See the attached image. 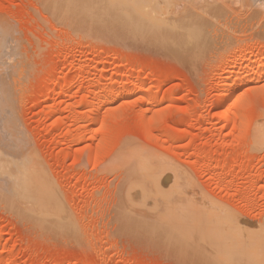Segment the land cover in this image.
I'll return each mask as SVG.
<instances>
[{"label": "rangeland", "instance_id": "obj_1", "mask_svg": "<svg viewBox=\"0 0 264 264\" xmlns=\"http://www.w3.org/2000/svg\"><path fill=\"white\" fill-rule=\"evenodd\" d=\"M154 1L175 16L176 0ZM216 1L226 10L215 20L222 26L209 32L211 43L189 67L187 59L164 54L120 27L128 18L141 20V8L123 12L113 0H0V38L19 63L12 68L16 60L10 58L12 64L0 67L21 78L19 83L9 73L11 82L2 73L18 98L17 118L7 116L18 130L12 136L3 117V134L15 139L11 156L21 148L13 157L17 169L28 178L46 175L67 215L66 235L59 228L46 231L28 205L20 210L0 199V264H204L194 229L187 230L190 223L177 210L171 209L169 220L157 208L132 206L131 190L137 184L142 189L148 178L141 175L146 179L139 182L138 170L132 177V166L142 162L149 169L161 164L157 174L173 172L171 166L178 167L174 175L184 170L185 177L177 175L187 179V189L172 175L174 181L157 180L162 192L179 187L187 195L192 188L194 196L196 186L195 195L222 212L264 223V73L257 69L264 67V0L250 6L247 0H194L209 6ZM224 28L233 31L230 39ZM242 77L247 80L241 83ZM229 87L240 89L231 95ZM122 89L130 95L120 98ZM26 154L40 165L31 166ZM182 195L174 199L180 207L187 198Z\"/></svg>", "mask_w": 264, "mask_h": 264}, {"label": "bare ground", "instance_id": "obj_2", "mask_svg": "<svg viewBox=\"0 0 264 264\" xmlns=\"http://www.w3.org/2000/svg\"><path fill=\"white\" fill-rule=\"evenodd\" d=\"M113 1H114L113 3L116 2V3H118L119 6L120 5L122 6L123 12L129 11V9H130L129 7H132V6L134 7V9H132V10H135L134 14H137L138 11H136V10H138L139 8H141L143 10L141 13L142 19H144L143 22H140L142 19L139 20L138 22H134L136 19L135 17L130 18V19L128 18V20H127L128 22L122 21L123 24H121V26H120L122 29L129 31L130 35L140 36L141 39H143L145 42H147V44L149 46H151L153 48H157L159 51L163 52L164 54L171 55L173 57L176 56L175 58L178 57L177 59H179V61H180V59H182V61L184 59H187V62H186V60H185V62L187 63V65L189 67H190L189 63L191 64L198 56H200V58H201L203 53H205L206 47H208L209 44L211 43V39H210L211 37L209 36V32L215 31L216 29H218L222 26V22L216 23L215 20L217 18L220 19L225 14V11H226L223 4L219 1H216L214 3L215 6H211V5L209 6V4L205 3V2H202L201 4H196L194 2V0H176V3H177L176 14H175V16H171V15H169V13L161 11V9L158 8V5L154 0H139V1L113 0ZM247 2L249 3V6H250L253 3V0H247ZM256 10H258V9H256ZM126 14H128V13H125V15ZM122 19H124V18L122 17ZM213 21H214V24L212 25ZM225 29L226 28H224V31H226V33L225 34L223 33L224 38L230 39L233 31L230 32L227 29L226 30ZM123 37L124 38L127 37L126 39L123 38L124 40L128 39V36H123ZM1 38H4V37H1ZM1 38H0V42L1 43H2V41L5 42L4 41L5 39L1 41ZM6 44L2 43L0 45L1 46V49H0V66L4 67V65H5L6 67H4V68H7V65H9V61H10L11 54H12V53H10L8 55L7 52L5 51L6 50V47H5ZM2 45H4L3 47H5V48H3ZM6 46L9 47V45H6ZM12 55H14V54H12ZM12 60H16L13 63V65H14L17 62V59H16V57H14ZM12 62L13 61H10L11 64H12ZM18 64H15L14 66H12V68L14 67L16 69L17 68L16 65H18ZM3 67L2 68L0 67V72H1L0 74L2 75V78L5 77V80H4V78L3 79L1 78L2 82L0 80V120H1V118L4 117L3 118L4 126L6 125V129H8L7 131L12 132V131H14V127H18L17 124H14L15 123L14 118H17V116H18V109H17L18 105L16 104V103H18V102H16V100L18 101V98L16 95H15L16 97H13L14 91L13 92L9 91V90H12L11 88L8 90L7 87H8L10 82L9 83L6 82L8 84L6 85L7 87H5V84H3V81H4V83L8 79H9V81H11V77H13L12 79H16L19 83H21L19 81L21 78L18 80L17 78L14 77L13 73H16V72H13V71H15V69L13 71L11 70L12 73L8 72V71H10L8 69L7 70L8 73H7L6 71L3 70L4 69ZM193 68H194V66H193ZM257 69H259V71L264 73V67L262 65H259ZM3 71L7 73L6 75H8L10 73L11 77L9 74L8 75L9 78L6 79V75L2 74V73H4ZM256 71H258V70H256ZM243 77L241 78V80L238 79L241 83L243 81H245V79H246V77H245V79ZM13 81H11V82H13ZM241 83L237 84V86L238 85H239V87L242 86L243 84L240 85ZM10 84L12 85V83H10ZM220 85H221V83H220ZM9 87H10V85H9ZM239 87H238V90H236L235 92L239 91V89H240ZM15 90H16V88H15ZM227 91L230 92V94L232 92L235 93L234 91H231V87H229V89H227ZM11 94H12V96H11ZM128 94L130 95L128 89H124V90L122 89V91L119 92L120 98H121V96L124 97ZM230 94H228V95H230ZM119 96H117V97H119ZM13 100L15 101V103H13ZM228 101H227V98L224 99L223 109H222L223 112L221 111L222 113H225L227 111V109L229 107ZM14 105H15V108L17 109V111L14 108ZM14 111L17 113V115H15L16 113H14ZM8 115H9V118L10 117L12 118L14 116V118H13L14 120L10 119L8 121V118H7ZM117 117H116V120H117ZM5 118H7L6 119L7 121H5ZM93 119H94V117H93ZM3 120L0 121V128L2 127ZM1 129H2L1 133L3 136L1 135L2 139L0 138L2 141V143H0V148L2 147L1 144H3L6 147L7 146L6 144H8L6 141L11 139V136L9 135L8 132L5 134L6 136L4 137L3 133H5L6 130L4 131L3 127ZM15 129H16L14 131L15 133L12 132V136L14 134H16V132L18 130L17 128H15ZM11 132H10V134H11ZM103 132H101V133H103ZM7 135L10 136V139H8V140H6ZM9 136H8V138H9ZM15 136L18 137L17 135H15ZM4 139L6 141H3ZM19 139H17V141H19ZM11 140L8 141L9 143L11 142L10 144H8V148L6 147L7 153H5L6 148H4V146H3V148H1L2 150L0 149L2 152L5 153V154L3 153L4 155L1 154L3 156V158H2V156L0 157V172L1 173L3 172V175L4 174L6 175V176L2 175V177H1L2 179L0 180V184L2 183L1 185H3L2 187H0V199L3 201H6V202H8V201L11 202L14 205L13 208L20 209V210L24 209L25 205H28L29 208H32V210H31L32 215L37 216V218H34L36 225L38 224V226H39V224L44 223L45 227L47 228V229L44 228L46 231L48 229H50V231H52V230L56 231L55 228H57V230H59V229L63 230L65 228H67V224H66L67 218L65 219V217L67 215H66V213H64L65 211H62L63 210L62 206H61L62 203L59 200V198L57 197V191L55 189V186L53 185L51 180L46 175H44L43 173L39 174L38 176H33L31 178H28L26 173H24L21 169H17L19 166V163H18V161L13 160V157H14V155H17L16 154L17 151H20L21 148L17 149L15 147L16 153L12 154L13 156H11L10 154L12 152L8 149H9V147L11 149L14 148L15 144L14 145H11V144L15 139L13 141H11ZM3 142L4 143L6 142V143L4 144ZM23 142H21V143L23 144ZM15 143H16V141H15ZM19 143H20V141L18 142V144ZM24 144H23V146L21 145V147L25 146V148H26V144L25 145ZM17 147H19V145ZM25 148H23V152H24ZM28 148H29V146H28ZM4 149H5V151H4ZM28 150H30V148ZM1 151H0V153H1ZM13 151H14V149H13ZM27 153H28V151H27ZM6 154L10 155L11 157L8 158L6 156ZM127 155H126V157L128 160L131 157V155L130 156L129 155L127 156ZM145 157H147V156H145ZM25 158H27V160L29 161V164L31 166H35V161H37L38 165H40L38 160L36 158H33V156H31V154L30 155L26 154ZM131 159H133V158H131ZM131 159H129V161ZM139 159H141V158H139ZM148 160H149V158H148ZM137 161H136V163H135V161L132 162V160L130 162H132L131 164H133V165H134V163L137 165V163L139 162V161L138 162ZM142 163H141V165L138 163L139 168H137V166H132L135 169V170L133 169V172H132L133 178L135 177L134 171L136 172V170H138L136 172L137 174L135 173L136 178H137V175H138V179L141 177L139 182L141 181L142 178H143L142 180H144L148 177L146 179V181L143 182V183H145L144 184L145 186L142 185V187H141L142 189H140L139 185L136 183L137 184L136 186L138 188H136L134 185L135 189L133 187V189L130 192V196H129L131 198L130 201L132 202L131 204H133L132 206L135 205L134 206L135 209H137L139 211V209L143 208L141 210H144V208H145L147 211L149 210L151 212L152 210H154V208H157L161 212H163L168 217L169 220H172L173 216H174L171 209L177 210V212L180 213L179 214L180 217H182V219H181L182 222L187 220L190 223V224H187V226H189L187 230H189L190 228L194 229V231H190V233L195 236L194 241H193L194 244H197L202 249V253H201L202 257L204 256L203 259H206L205 260L206 262L202 261L204 264H211V263H209V261H213V260H215L213 262L217 261V264H264V223L253 224V225L248 224V223L244 222L243 220L239 219L238 216H231L225 212H222L221 211L222 209L220 210V208L217 205L213 204L214 202L211 203L210 201L203 198L201 195H198L199 197H197V195H195L196 194V192H195L196 186L194 187L192 184H189V185H192L195 188V189L193 188V190H194L193 194L195 193L194 196L198 200L196 198H194V196L190 195L192 193V188H191V190L189 189L190 192H188V193H190V194L186 195L185 192L181 193V191H180L181 188H182V191L186 190L187 188L185 189V185L186 184L188 185V183H186L187 179L184 178L185 179L184 180L183 178L178 177L181 175L183 177H185L184 174H186V173L184 172V170L181 169L184 173L183 174L179 168L180 172L179 171H177V172L181 175H177L178 173H175L177 178L173 174L175 171L174 169L175 168H176V170L178 169L177 166L174 167V166L170 165L172 167V169L174 168L173 172L171 171V168H170V171H171V172L169 171L170 173L168 171L162 172V170H161L160 171L161 173L157 174V172H159V171H157V170L155 171V169H156V166L159 165L158 163H156V165L155 164L153 165V163H151V168L153 166L155 167V168L153 167L152 169H149L150 168L149 164L145 165ZM144 165L147 168V169L145 168L146 171H144L145 170L143 167ZM172 165H174V164L172 163ZM164 166H166L165 169H167V164ZM159 167L161 168L162 165L160 164ZM168 168H169V166H168ZM162 169H163V167H162ZM152 170H154V172ZM148 172L149 173L153 172V173L149 174ZM155 172H156V174H155ZM141 175H144L146 178L142 177ZM172 175H174L176 180L181 179V182L183 181L184 184L182 183L183 184L182 185L179 183V186L182 185L181 188H179V187H178L179 189L176 188L177 190L180 191L179 193L175 189V187H172L171 190H170V188H168L169 190L166 192L163 191L164 192L163 193L162 189L159 185V182L157 180L162 181V179L166 180V178H167V181L168 180L170 181V179H173L172 181H174L175 178ZM187 176H188V174H187ZM168 177H169V179H168ZM177 182H179V181H177ZM143 183H141V184H143ZM174 184L177 186L176 183H174ZM174 184L172 183V185H174ZM187 185H186V187H187ZM192 186H190V187H192ZM143 187L144 188L146 187V189L144 190ZM126 188H125V190H126ZM125 190H124V194L126 195L127 191H125ZM170 191H172V192H170ZM183 193L185 196H187V198H185V203H184V202H182L183 200L179 197L180 199L177 200V202H179L181 200V202L185 204V206L180 207L177 205V203L174 202V199L177 196V194H180L183 197V195H182ZM124 194H123V197H125ZM127 195H129V194H127ZM176 198H178V196ZM193 199H196L197 201L193 200ZM193 201H195V202H193ZM143 206H146V207H143ZM191 208L196 213L194 216H193V214L191 215V212H190ZM146 210L144 212L143 211L142 212L148 213V212H146ZM142 212H140V213H142ZM64 215H66V216H64ZM40 222H42V223H40ZM40 226L42 227V225H40ZM164 226H161V227L165 229L166 227H164ZM170 227H168V228H170ZM175 228H178V227H175ZM42 229H43V227H42ZM68 229L70 231V228H68ZM71 229H73V228H71ZM162 231H164V230H162ZM63 232H64V234H63ZM63 232H62L63 235L67 234V231L65 232V230H63ZM170 232H172V231H170ZM59 233H60V230H59ZM174 234L175 233L172 232V236H174ZM176 234H177V232H176ZM180 236H181V234H180ZM175 237H174V239H175ZM182 238H183V236H182ZM180 240L181 239H175V241L177 242L178 245L180 244L179 243ZM194 246H196V245H194ZM200 247H199V249H200ZM201 249H200V251H201ZM203 253H204V255H203ZM199 255H200V252H199Z\"/></svg>", "mask_w": 264, "mask_h": 264}]
</instances>
